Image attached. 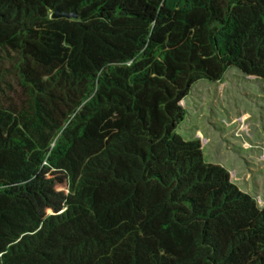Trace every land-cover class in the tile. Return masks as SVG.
Here are the masks:
<instances>
[{"label":"trees","instance_id":"1","mask_svg":"<svg viewBox=\"0 0 264 264\" xmlns=\"http://www.w3.org/2000/svg\"><path fill=\"white\" fill-rule=\"evenodd\" d=\"M230 68L264 92V0H0V264H264V204L177 133Z\"/></svg>","mask_w":264,"mask_h":264},{"label":"rangeland","instance_id":"2","mask_svg":"<svg viewBox=\"0 0 264 264\" xmlns=\"http://www.w3.org/2000/svg\"><path fill=\"white\" fill-rule=\"evenodd\" d=\"M177 1L168 0V3ZM181 103L185 116L177 133L184 140H199L204 161L225 169L240 190L263 205L264 92L261 81L230 68L219 81H197Z\"/></svg>","mask_w":264,"mask_h":264}]
</instances>
